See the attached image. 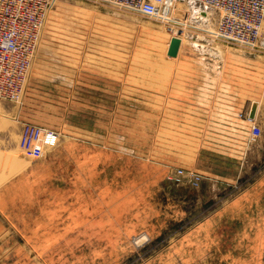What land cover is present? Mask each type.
I'll return each mask as SVG.
<instances>
[{"label":"rangeland","instance_id":"obj_1","mask_svg":"<svg viewBox=\"0 0 264 264\" xmlns=\"http://www.w3.org/2000/svg\"><path fill=\"white\" fill-rule=\"evenodd\" d=\"M175 4L48 0L22 91L0 96V264H264V21L234 43L217 10ZM24 123L52 138L38 159Z\"/></svg>","mask_w":264,"mask_h":264},{"label":"built area","instance_id":"obj_2","mask_svg":"<svg viewBox=\"0 0 264 264\" xmlns=\"http://www.w3.org/2000/svg\"><path fill=\"white\" fill-rule=\"evenodd\" d=\"M164 18L175 3L200 4L218 12L215 34L234 43L254 44L264 21V0H98ZM48 0H0V96L18 97L46 17ZM200 12V11H199ZM257 136L260 128L251 125ZM48 130L24 123L18 145L26 158L38 159L46 145Z\"/></svg>","mask_w":264,"mask_h":264},{"label":"bare ground","instance_id":"obj_3","mask_svg":"<svg viewBox=\"0 0 264 264\" xmlns=\"http://www.w3.org/2000/svg\"><path fill=\"white\" fill-rule=\"evenodd\" d=\"M173 11H175L176 13H177V15H179V16H183V17H185V15H186V8L184 7V8H182L181 6H179V4H173L172 6H171V8H170V10L168 11V13L166 14V13H164L165 14V16H164V19H163V21H165V20H167L171 15H172V12ZM170 14V15H169ZM202 17H204V16H202ZM160 18V17H159ZM177 34V33H176ZM176 37H178V39L180 40L179 41V48H180V46H181V44H182V42H183V37H182V35L181 34H177V35H175ZM171 38V37H170ZM170 41V40H169ZM179 48H178V50H179ZM209 49V48H208ZM215 53H217V54H220V51L219 50H216L215 52H213L212 54H215ZM218 56V55H217ZM201 61V64H204L206 67H208V69L210 70V71H212V72H216L217 70H216V64L215 63H211V62H209V61H206V60H200ZM217 74V73H216ZM48 139H49V141H51L52 140V138L51 137H49L48 136ZM259 213H260V211H259ZM258 214V213H257ZM246 215V214H245ZM250 217L251 216H249V219H250ZM261 217V216H260ZM252 218V217H251ZM260 219H262V218H260ZM237 222V221H236ZM250 222V221H249ZM264 222V221H263ZM247 223V222H246ZM262 223V222H261ZM240 224V223H239ZM236 225V224H235ZM264 225V224H263ZM262 227V226H261ZM238 228V227H237ZM260 229V228H259ZM259 229H257L256 228V230H259ZM238 230V229H237ZM261 230V229H260ZM97 232V231H96ZM91 233V232H90ZM255 233H256V231H255ZM102 234V233H101ZM95 235H98V233L96 234L95 233ZM256 236V235H255ZM93 237V236H92ZM97 237V236H96ZM99 237V236H98ZM99 238H101V237H99ZM149 238V237H148ZM254 238H257V237H254ZM261 238H262V235H261ZM260 238V239H261ZM102 239V238H101ZM104 239V238H103ZM263 239H264V237H263ZM100 240V239H99ZM255 240V239H254ZM257 240V239H256ZM255 240V241H256ZM251 241V240H250ZM100 242V241H99ZM252 243V242H251ZM261 243V242H260ZM101 244V243H100ZM253 244V243H252ZM251 244V245H252ZM111 245V244H110ZM247 245H248V243H247ZM250 245V246H251ZM256 245V244H255ZM96 246V245H95ZM112 246V245H111ZM254 246V245H253ZM57 247V246H56ZM106 247V246H105ZM249 247V246H248ZM252 247V246H251ZM250 247V248H251ZM103 248V247H102ZM102 248H100V249H102ZM199 248V247H198ZM246 248V247H245ZM109 249H110V247H109ZM254 249V248H253ZM253 249H252V251H253ZM112 250V249H111ZM187 250V249H186ZM202 250V249H201ZM208 250V249H207ZM210 250V249H209ZM255 250L257 251V249L255 248ZM52 251V250H51ZM99 251V250H98ZM180 251V250H179ZM185 251V250H184ZM200 251V250H199ZM204 251H205V249H204ZM64 252V251H63ZM183 252V251H182ZM197 252V251H196ZM209 252V251H208ZM72 253V252H71ZM203 253V252H202ZM201 253V254H202ZM61 254H63V253H61ZM95 254H96V252H95ZM98 254V253H97ZM104 254H106V253H104ZM104 254H102V255H104ZM184 254V253H183ZM60 255V254H59ZM112 255V254H111ZM110 255V256H111ZM185 255V254H184ZM188 255V254H187ZM198 255H199V253H198ZM198 255H197V257H198ZM71 256H73L72 254H71ZM95 256V255H94ZM250 256V255H249ZM59 257V259H60V256H58ZM181 257H183L182 255H181ZM251 257V256H250ZM249 257V258H250ZM62 258V257H61ZM192 258V257H191ZM190 258V256H188V259L190 260L191 259ZM97 259V258H96ZM103 259V258H102ZM102 259H100V260H102ZM245 259H247V258H245ZM68 260V259H67ZM98 260V259H97ZM184 260V259H183ZM186 260V259H185ZM184 260V261H185ZM77 261H79V260H77ZM76 261V262H77ZM81 261V260H80ZM188 261V260H187ZM186 261V263H189V262H187ZM194 261V260H193ZM64 262V261H63ZM82 262V261H81ZM80 262V263H81ZM85 262V261H84ZM90 262V261H89ZM96 262V261H95ZM57 264H58V262H56ZM75 263V262H74ZM79 263V262H78ZM101 263V262H100ZM99 263V264H100ZM192 263V262H191ZM244 263V262H243ZM246 263V262H245ZM60 264H63V263H60ZM70 264V263H69ZM83 264V263H82ZM91 264V263H90ZM93 264V263H92Z\"/></svg>","mask_w":264,"mask_h":264},{"label":"water","instance_id":"obj_4","mask_svg":"<svg viewBox=\"0 0 264 264\" xmlns=\"http://www.w3.org/2000/svg\"><path fill=\"white\" fill-rule=\"evenodd\" d=\"M179 39L176 36H172L170 38V41L168 43L167 51L166 54L170 57H175L178 53V48H179ZM261 45H264V39L261 40L260 42ZM256 113V103L254 102L249 110L248 117L249 119H254Z\"/></svg>","mask_w":264,"mask_h":264},{"label":"crops","instance_id":"obj_5","mask_svg":"<svg viewBox=\"0 0 264 264\" xmlns=\"http://www.w3.org/2000/svg\"><path fill=\"white\" fill-rule=\"evenodd\" d=\"M249 110H250V109H249ZM256 115H257V117H258V115H259L258 108H257V110H256L255 117H256Z\"/></svg>","mask_w":264,"mask_h":264}]
</instances>
